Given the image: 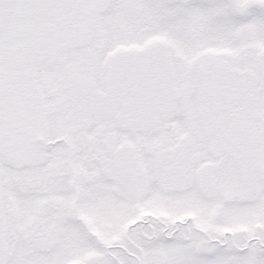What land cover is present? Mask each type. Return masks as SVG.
<instances>
[{
	"label": "snow or ice",
	"instance_id": "6c2138e0",
	"mask_svg": "<svg viewBox=\"0 0 264 264\" xmlns=\"http://www.w3.org/2000/svg\"><path fill=\"white\" fill-rule=\"evenodd\" d=\"M0 264H264V0H0Z\"/></svg>",
	"mask_w": 264,
	"mask_h": 264
}]
</instances>
